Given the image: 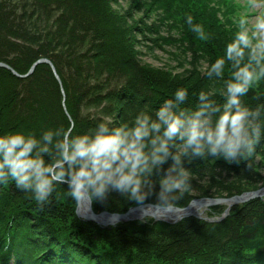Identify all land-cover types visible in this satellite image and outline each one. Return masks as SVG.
Segmentation results:
<instances>
[{
	"label": "trees",
	"instance_id": "trees-1",
	"mask_svg": "<svg viewBox=\"0 0 264 264\" xmlns=\"http://www.w3.org/2000/svg\"><path fill=\"white\" fill-rule=\"evenodd\" d=\"M134 1L147 8V0ZM152 1L170 23L159 22L156 30L135 20L131 10L119 13L113 7L116 0H0V62L23 74L43 57L59 80L45 63L36 64L25 77L0 67V135L39 138L45 130L73 123L76 133H86L98 122L119 125L139 111L154 113L180 87L188 91L189 106L201 90L221 100L223 80L209 79L205 72L233 39L238 18L222 21L224 15L218 17L208 0ZM188 15L204 27L208 40L191 31ZM161 26L167 36L159 34ZM137 35L158 47L178 46L188 69L173 74L142 64ZM198 61L204 66L191 68ZM243 101L250 107L264 105V80ZM255 155L264 156V129L245 161L208 157L186 163L192 190L177 207L191 198L228 197L264 185ZM67 190L65 184L56 185L40 208L32 194L17 189L11 179L0 184V264H264L262 198L232 206L219 221L190 216L167 224L149 218L105 228L77 218ZM155 201L152 195L145 203ZM134 205L112 191L105 200H94L91 209L121 213ZM223 208L212 206L209 213L220 215Z\"/></svg>",
	"mask_w": 264,
	"mask_h": 264
},
{
	"label": "clouds",
	"instance_id": "clouds-1",
	"mask_svg": "<svg viewBox=\"0 0 264 264\" xmlns=\"http://www.w3.org/2000/svg\"><path fill=\"white\" fill-rule=\"evenodd\" d=\"M245 8L257 12L238 18L233 39L205 72L209 79L223 80L221 100L201 90L189 106L188 91L180 87L154 113L139 111L119 125L98 122L94 129L76 133L73 123L45 130L39 138L0 135V184L11 179L40 208L56 185L65 184L66 197L76 209L85 203L89 209L94 200L103 201L114 191L141 207L142 222L177 213V220L183 219L185 208L177 205L192 190L186 163L211 157L238 164L261 142L264 105L250 107L243 97L264 80V0H246ZM185 19L198 39H209L191 15ZM152 195L155 203L145 206ZM205 204L190 206L200 216Z\"/></svg>",
	"mask_w": 264,
	"mask_h": 264
},
{
	"label": "rangeland",
	"instance_id": "rangeland-1",
	"mask_svg": "<svg viewBox=\"0 0 264 264\" xmlns=\"http://www.w3.org/2000/svg\"><path fill=\"white\" fill-rule=\"evenodd\" d=\"M116 1H117V4L113 5V7L119 13H121V10H123V11L125 9L131 10L132 15H133L135 20L139 21L141 19L142 21H145L147 26H150L151 28L153 26H155V30L157 29V27H159V25H158L159 22L161 24H163L165 22L167 24H170L167 20H165L163 18L164 14L161 12V9H158V7L154 4V1H152V0H147V8H146V5H145V7L140 6L136 1L132 2V0H116ZM207 2L210 6H212L218 12V17H221V15H224V17H221L220 19L223 21L225 18H227L228 23H229V21L230 22L233 21V19L235 17L239 18L241 15H245V14L255 15L257 12V10H252L251 12H249L245 8L246 0H208ZM230 11H231V13H230ZM137 25H139V23H137ZM136 28H138V27L135 26V29ZM159 34L162 36H167V33H165V27L164 26H161L159 28ZM171 35L174 37L176 36L175 33H171ZM147 36H148V34H147ZM149 37H151V36H149ZM136 40L139 41V43L137 45H139L138 50L141 52L138 55V57H139V61H141L142 64L148 65V66H151L154 68H160L163 70H167L173 74H178V73L184 74L183 70L188 69L187 64L185 63L184 60H182V58L184 57V53H182L180 51V49L176 48L178 46L175 47V46H171V45L162 44L160 47H158L156 45H153L148 40L147 41L141 40V38H139L138 35L136 36ZM143 43H144V45L147 46V48H146V46L143 45ZM186 59H188V57H186ZM190 66H191V68L195 67L196 69L197 68L201 69L202 66H204V62L198 61L196 64H191ZM254 162L257 165L256 170H257L259 176H261L263 178L264 177V156L262 158H260V156L255 155ZM243 192H246V191H242V192H239L237 194H240ZM195 198H198V197H195ZM257 198H262L264 200V194H262L261 196H259ZM242 203H244V202H242ZM242 203H239V204H242ZM239 204H236L234 206H237ZM210 207H212V206H210ZM210 207L203 208L204 210H203L202 215H201V217H203V218H198V219L205 220L206 217L207 218H212V217L217 218L219 215H214V214L209 213ZM95 213H97V212H95ZM74 215L77 218L82 219L81 217H78V215L75 213V209H74ZM82 220H85V219H82ZM151 220L155 221L153 219H151ZM87 221H91V220H87ZM126 222H128V221L116 222V223H112V224L111 223H105V222H101V223H95L94 222V223L100 227L113 228L114 226H116L117 223H126ZM160 222H162V221H160ZM209 222H212V221H209ZM169 224H171V223H169ZM111 230H113V229H111ZM7 264H11V261H8Z\"/></svg>",
	"mask_w": 264,
	"mask_h": 264
},
{
	"label": "water",
	"instance_id": "water-1",
	"mask_svg": "<svg viewBox=\"0 0 264 264\" xmlns=\"http://www.w3.org/2000/svg\"><path fill=\"white\" fill-rule=\"evenodd\" d=\"M39 63H45L48 65V67L50 68L51 72L53 73L55 79L57 81L58 77L53 69L52 64L50 63V61L46 58L40 57L38 59H36L35 61H33L28 69L26 70L25 73L23 74H18L16 73L13 69H11L7 64L0 62V67H3L7 70H9L13 75L17 76V77H25L27 75H29L34 66L36 64ZM262 194H264V185L253 189L251 191H246L240 194H233L231 196L228 197H198V198H191L184 206H181L180 208H185V213L183 218L185 217H196V218H203L201 217V215H196V214H192L190 212L187 211V208L190 206V204L193 202L194 204H199L201 202H206L205 207H210V206H214V205H220V204H226V206H224L222 212L220 213V215L216 218V217H212V218H205V220L207 221H219L222 218L225 217V215L227 214L228 210L230 209V207H232L233 205L242 203V202H246L248 200L257 198L259 196H261ZM152 203H145V206L147 205H151ZM75 213L78 215V217H81L82 219L85 220H91L95 223H101V222H105V223H116V222H125V221H133V220H141V207L138 205H134V206H130L128 207L125 211L121 212V213H111L108 211H99L97 213L93 212L91 210V206L89 209H87V205L82 204L80 207H78L76 209L75 206ZM204 210V209H203ZM153 216H158L159 213L158 212H152L151 213ZM179 213H177L175 216H169L166 219H160V220H155V221H162L165 223H175L179 220H177L179 218ZM102 218V220H101ZM154 220V219H153ZM261 250L264 252V246L261 248Z\"/></svg>",
	"mask_w": 264,
	"mask_h": 264
},
{
	"label": "bare ground",
	"instance_id": "bare-ground-1",
	"mask_svg": "<svg viewBox=\"0 0 264 264\" xmlns=\"http://www.w3.org/2000/svg\"><path fill=\"white\" fill-rule=\"evenodd\" d=\"M202 203H204V202H201V203H199V204H202ZM220 205H223V206H226L227 205V203L225 204H220ZM234 206V205H233ZM231 208V207H230ZM187 211L188 212H190V213H192V214H196V215H198V213H197V211H196V208H194V207H191V206H189L188 208H187ZM202 212H203V208L201 209V215H202ZM101 220H102V218H101Z\"/></svg>",
	"mask_w": 264,
	"mask_h": 264
}]
</instances>
